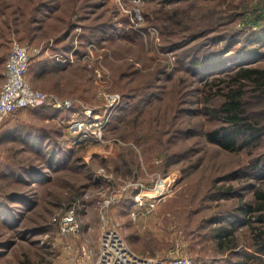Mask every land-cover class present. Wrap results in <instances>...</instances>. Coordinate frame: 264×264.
<instances>
[{
  "label": "rangeland",
  "instance_id": "rangeland-1",
  "mask_svg": "<svg viewBox=\"0 0 264 264\" xmlns=\"http://www.w3.org/2000/svg\"><path fill=\"white\" fill-rule=\"evenodd\" d=\"M8 6L26 22L11 38L29 46L31 84L75 109L24 110L0 128V264H93L107 224L144 257L176 251L193 264H226L256 251L253 228L264 225L258 213L248 224L242 208L264 191V131L232 152L209 134L225 128L217 110L231 91L264 125L262 73L236 81L243 70L264 72V37L255 36L264 0H0L2 13ZM177 13L183 24L164 22ZM110 94L121 103L102 139L81 142L69 120L103 113ZM162 180L154 209L130 200ZM73 208L80 230L64 235ZM223 224L238 240L224 255L214 238Z\"/></svg>",
  "mask_w": 264,
  "mask_h": 264
},
{
  "label": "built area",
  "instance_id": "built-area-1",
  "mask_svg": "<svg viewBox=\"0 0 264 264\" xmlns=\"http://www.w3.org/2000/svg\"><path fill=\"white\" fill-rule=\"evenodd\" d=\"M137 17L140 18V15ZM58 58L61 62H73L68 61V58L64 56ZM31 61L29 46L23 45L13 36L5 65V81L0 89V128L12 116L24 110L49 108L55 112H72L75 109L73 100L59 99L55 95L47 94L31 85L27 78ZM107 98L106 108H109L106 111L103 108V113L87 109L79 117L69 120V130H76L81 142L102 139V131L108 123L113 108L121 103L119 95L110 94ZM111 107L113 108L109 110ZM166 186V181L162 180L156 183L149 192L141 191L135 197L136 207L147 208V210L154 209L156 200L165 193ZM113 202L108 200L103 205V209L108 211L114 204ZM132 216L135 219L136 212L132 213ZM106 219L107 223H110L109 218L106 217ZM79 230L76 210L73 208L63 219L62 233L64 235L75 234ZM175 252L173 251L171 257L168 258L141 256L130 248L119 228L107 224L100 236L98 257L93 264H193L190 257L180 256ZM83 255L85 258H91L88 251H83Z\"/></svg>",
  "mask_w": 264,
  "mask_h": 264
},
{
  "label": "trees",
  "instance_id": "trees-1",
  "mask_svg": "<svg viewBox=\"0 0 264 264\" xmlns=\"http://www.w3.org/2000/svg\"><path fill=\"white\" fill-rule=\"evenodd\" d=\"M9 9L10 6L7 7L6 9L7 11L5 10L4 13L0 11V14L4 16L3 18L6 19L4 23L6 25L4 26L8 27V33L2 30L0 31L1 34L5 33L6 38L8 39L7 45L10 47L11 35L17 32H21L20 27H18L17 25L18 24L26 25V22L24 21V19L23 21L21 20L22 17L19 15L17 11H12L10 14V12H8ZM165 20L166 21L164 22L167 23L171 22L173 28H175V26L177 27L178 25L184 23V20L183 21L180 20L178 13L167 17ZM12 29H14V32H11ZM39 29L41 30L43 28H39ZM26 30L29 31V34L32 33L30 28L28 29L26 28ZM26 30L25 31L23 30V32H26ZM87 30L95 31L96 28L93 26H88ZM166 30H169V28L166 27ZM171 31H169L170 34H172ZM125 32H127V35L128 33L129 34L133 33L131 29L129 30L127 29ZM134 34L137 36V33L134 32ZM255 36L256 38L258 37L263 38L264 33H261L260 35L257 33L255 34ZM89 37L93 38V35L89 34ZM95 37L96 36H94V38ZM6 61H7V57L4 60V65H6ZM198 63H199L198 61L191 62V65L196 67L200 65ZM259 73H262L260 81L264 82V72H259L257 70H243L242 72H239L238 76H236L238 77L236 78V81H240L241 79L245 80L247 78L251 79L252 77H254V75H258ZM256 81H259V78H257ZM241 97H243V95L240 94L238 91H231L226 95L225 102L217 110V113H219L220 116L224 119L226 126L221 130H215L214 132H211L209 134L210 142L219 145L228 152L237 151L239 149L247 147L250 144V142L256 141L260 137V134L264 131V125L253 122L249 118L244 103H242L243 99ZM139 108H140L139 110H141V106H139ZM38 110H43V109H38ZM125 110L128 109L126 108ZM139 110H136V115H139V113L143 111V110L141 111ZM130 114H133V112H129L127 115ZM162 146L165 147L166 145H162ZM254 169L259 170L260 168L256 167ZM257 196H258L257 199L259 201V204L257 206H252V205L244 206L242 208V214H244L248 224H250V222H252L253 219L252 216L258 213L259 216L256 219L258 220V222L256 223L257 224L260 223L261 225H264V191L259 192ZM130 200L134 201L135 204V195L131 196ZM253 229L257 232L259 231L257 234H254L257 239L256 251L253 253L251 252V253H246L244 255H240L239 259L233 263L232 261L231 262L229 261V258H226L227 260L226 264H264V231L260 229L258 230V228H253ZM214 238L218 239V242L216 243L219 247V253L223 255L230 253L233 250V248L236 247L238 244V240L235 238L234 229L230 228L227 224H223V226H220Z\"/></svg>",
  "mask_w": 264,
  "mask_h": 264
},
{
  "label": "crops",
  "instance_id": "crops-1",
  "mask_svg": "<svg viewBox=\"0 0 264 264\" xmlns=\"http://www.w3.org/2000/svg\"><path fill=\"white\" fill-rule=\"evenodd\" d=\"M7 41H8V39L6 38L5 33L1 34V31H0V66H3L4 67L3 70H2V72H1V74H0L1 75L2 85H3L4 81H5V75H4V73H5V65H4V60L6 59L7 53H8L7 52V48H8ZM5 48H6V52L4 53ZM59 67H60V65H59ZM30 68H31V65H30ZM30 68H29L28 75H27V78H28V81L29 82H30V79H29ZM2 85L0 86V88H2Z\"/></svg>",
  "mask_w": 264,
  "mask_h": 264
}]
</instances>
